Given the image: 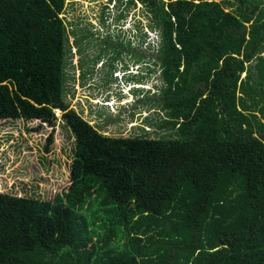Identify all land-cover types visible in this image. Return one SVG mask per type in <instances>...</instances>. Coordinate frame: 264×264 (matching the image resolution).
Masks as SVG:
<instances>
[{
  "label": "trees",
  "instance_id": "obj_1",
  "mask_svg": "<svg viewBox=\"0 0 264 264\" xmlns=\"http://www.w3.org/2000/svg\"><path fill=\"white\" fill-rule=\"evenodd\" d=\"M140 2L158 40L156 70L143 52L126 70L111 56L113 88L119 74L146 83L160 71L153 96L167 117L148 122L155 132L143 124L111 137L67 101L69 37L78 52L96 40L146 51L145 27L139 42L124 45L121 32L113 46L92 27L77 37L67 0H0V120L55 128L62 112L76 144L68 191L52 200L0 192V264H264V71H250L247 51L250 34L264 33V10L240 6L242 19L221 0ZM168 128L180 138L142 136Z\"/></svg>",
  "mask_w": 264,
  "mask_h": 264
},
{
  "label": "rangeland",
  "instance_id": "obj_2",
  "mask_svg": "<svg viewBox=\"0 0 264 264\" xmlns=\"http://www.w3.org/2000/svg\"><path fill=\"white\" fill-rule=\"evenodd\" d=\"M128 1L131 0H67L66 12L63 15L67 23L80 21L78 25L73 26V29H79L77 37L81 34L84 36L85 33L81 30L88 26L93 28L97 36L100 34L104 39L108 36L115 37L110 39L111 41L108 40V44L113 46L117 45L116 37L121 32L124 45L131 38L133 43L139 42L137 25L141 23L145 27L147 43L143 46V50L147 49L146 51H142L138 44L126 45L119 50L111 49L104 43L97 46L99 42L96 40L90 42V48L87 47L89 41H85L78 52L79 49L74 44L76 38L72 34L69 37L73 58L69 55L71 62L68 73L71 77L69 86L71 92L67 101L85 120L90 121L102 133L111 137H129L135 133L139 134L141 132L139 127L143 124L148 126L145 128L150 132H155L158 121L155 119L165 114L163 118L167 117L166 110L163 114V111L158 109L159 101L156 96L150 94L141 96L143 91H136L134 93L138 95L139 100L138 98L134 100V95H129L132 94L131 88L123 90L122 93L113 88L116 80L112 78V62L115 60L111 61V56L116 57L115 59L125 68L127 65L142 63L143 52L146 57L144 64L150 66L148 71L156 70L157 56L150 49L157 50L158 40L156 33L148 28L150 23L148 11L140 0H136L131 5H128ZM221 1L225 4L229 3L228 7L242 19L244 15H240L241 12L238 10L240 6L246 11L248 6L254 9L260 8L256 16L264 10V0H241L246 5L239 0ZM103 12L107 15L106 22L99 18ZM122 13L125 16L121 23H117V17ZM125 21L127 23L123 26ZM249 25L247 24L248 27ZM69 29L72 27L69 26ZM256 37L257 33L250 34L249 39L252 42L247 51L253 53L251 59L253 62L250 65L253 70L250 71L259 75L264 71V33H259L258 38ZM99 62L102 63L95 69V64ZM159 73L160 71L157 74L150 73L146 77L149 81L148 87L155 90L157 85L158 92L159 86L160 88L163 86ZM119 75L122 77V74ZM133 80L145 82V79L141 77ZM257 81L255 78L252 84L255 85ZM127 96L128 99L122 100V97L127 98ZM127 103L132 104L126 105L128 107L126 108L124 105ZM156 105L158 106L156 110L152 109ZM139 111H142L141 116L137 115ZM56 115L58 123L55 128L43 125L39 120L0 121V192L52 200L58 194L68 191L71 184L70 168L75 156V136L72 129L63 121V113L56 112ZM147 117L150 121L146 119ZM151 121H154L156 127L147 125ZM51 134H53V142L49 143ZM142 136L150 139L180 138L171 128L163 132L159 130L157 137L153 133L145 132Z\"/></svg>",
  "mask_w": 264,
  "mask_h": 264
},
{
  "label": "clouds",
  "instance_id": "obj_3",
  "mask_svg": "<svg viewBox=\"0 0 264 264\" xmlns=\"http://www.w3.org/2000/svg\"><path fill=\"white\" fill-rule=\"evenodd\" d=\"M122 78H123V75L122 77L120 78V81H119V86H115V90L117 91H120L122 93L123 90L127 89V88H131V93L132 94H129V95H134V100L136 98H138V95H136L134 92L136 91H143V93L141 94V96L143 94H150L151 96H153L155 93L158 92V88H157V85L155 86V90L153 88H149L148 85H149V81H147L146 83H131V82H128L126 84L122 83ZM125 99H128V96L127 98L126 97H122V100L125 101ZM139 100V98H138ZM135 102V101H134ZM108 103V102H107ZM128 104H132V103H127L125 104L124 106L128 105ZM105 106H110V104H105ZM123 107V106H122ZM138 113V112H137ZM142 111H140V115ZM137 114V115H138ZM0 121H5V120H0ZM34 121V120H33ZM40 121V120H39ZM45 125V124H43Z\"/></svg>",
  "mask_w": 264,
  "mask_h": 264
},
{
  "label": "crops",
  "instance_id": "obj_4",
  "mask_svg": "<svg viewBox=\"0 0 264 264\" xmlns=\"http://www.w3.org/2000/svg\"><path fill=\"white\" fill-rule=\"evenodd\" d=\"M143 112L145 113V110H143ZM138 113H140V111H139ZM138 113H137V114H138ZM140 116H141V115H140ZM146 127H148V126H146Z\"/></svg>",
  "mask_w": 264,
  "mask_h": 264
}]
</instances>
